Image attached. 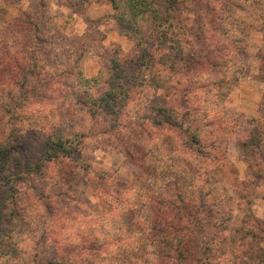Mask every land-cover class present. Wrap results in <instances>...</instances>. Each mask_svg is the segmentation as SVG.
I'll return each instance as SVG.
<instances>
[{"label":"clouds","instance_id":"clouds-1","mask_svg":"<svg viewBox=\"0 0 264 264\" xmlns=\"http://www.w3.org/2000/svg\"><path fill=\"white\" fill-rule=\"evenodd\" d=\"M0 264H264V0H0Z\"/></svg>","mask_w":264,"mask_h":264}]
</instances>
